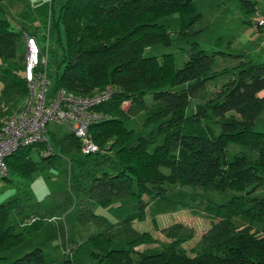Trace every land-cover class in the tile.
<instances>
[{
    "label": "trees",
    "instance_id": "obj_1",
    "mask_svg": "<svg viewBox=\"0 0 264 264\" xmlns=\"http://www.w3.org/2000/svg\"><path fill=\"white\" fill-rule=\"evenodd\" d=\"M193 0H65L55 27L63 25L59 87L76 96L91 95L107 85L115 89L112 97L95 108L109 117L89 126L98 150L70 159L67 190L60 202L48 210L38 205L28 215L21 230L9 222V214H22L28 204L18 196L0 203V264H47L43 248L37 246L9 261L6 253L18 245L47 219L59 221L58 230L64 249L62 264H264V134L254 122L264 109V60L253 63L242 54L234 77L206 95L205 83L225 72L212 71L214 53L196 48L176 68L172 54L161 58L145 56V47L169 43L164 25L157 20L178 13L181 31L200 18ZM247 13L256 10V0H239ZM37 27L32 28L35 36ZM24 32L10 21L0 19V59L16 57V46ZM24 65L15 60L0 73L1 123L23 106L28 95ZM186 86L174 90L176 85ZM149 95L148 104L145 96ZM191 98H199L194 111L185 114ZM128 103V109L123 108ZM145 109V125H153L144 135L124 120ZM63 149L80 151L72 132L58 139ZM50 148L43 142L19 146L5 158L7 170L30 176L36 167L31 149ZM237 148L235 152L230 151ZM251 152H249V150ZM56 153L47 154V159ZM30 174V175H29ZM3 178L7 177L2 176ZM200 188V191L193 190ZM155 199L151 214L188 207L193 214L203 210L210 226L190 248L178 247L183 225L176 223L164 230L171 240L161 247L132 252L114 249L112 226H106L83 241L76 242L65 233L61 220L72 205L80 207L78 220L106 222L93 211V202L109 206L114 200L131 197L140 206L142 195ZM239 220L237 222L236 220ZM130 218L128 219V221ZM23 222V221H22ZM150 239L149 233L135 235L132 242Z\"/></svg>",
    "mask_w": 264,
    "mask_h": 264
},
{
    "label": "rangeland",
    "instance_id": "obj_2",
    "mask_svg": "<svg viewBox=\"0 0 264 264\" xmlns=\"http://www.w3.org/2000/svg\"><path fill=\"white\" fill-rule=\"evenodd\" d=\"M64 1L0 0V19L10 21L16 30H22L24 34L37 27L36 36L47 62L46 88L49 93L53 91L56 75L62 69L59 64L62 59V47H65V35L62 23L55 27L53 21L58 18ZM192 6L200 13V18L188 30L181 31L180 15L176 12L165 14L157 20L167 29L169 43L161 42L147 46L144 55L161 58L164 54H172L175 67L180 68L188 59L194 42L197 43L196 48L209 54L214 53L212 71H226L205 83L204 89L207 95L234 77L239 60L237 54L244 55L246 60H251L253 63L264 60V23L259 24L260 20H264V0H256V10L251 13L245 12L239 0H193ZM24 34L16 46V57L8 60L0 59V73L14 60L24 65L26 52ZM185 86L180 84L173 89L178 90ZM2 87L3 82L0 81V92ZM145 99L149 104L151 97L146 95ZM199 102V98H191L185 114H192L195 104ZM128 107L127 102L123 104L125 110ZM145 117L146 111L142 109L124 120L125 125L133 129V137L144 135L152 128L153 125H145ZM254 128L264 134V109L256 117ZM69 132L70 128L67 124L49 122L47 138L51 147L34 146L31 149L30 156L37 163L31 175L26 176L10 170L6 178L0 174V203L18 196L22 203L28 204L22 214L14 211L9 214V222L17 224L16 231L21 230L23 225L30 221L28 214L36 208V205L41 210H48L60 202V194L67 190L70 159L75 157L80 160L84 155L77 149H63L58 139ZM230 148L233 152L237 150L232 146ZM51 152L56 153V156L47 159V154ZM193 190L200 191V188L196 187ZM141 198L144 203L141 218L137 216L141 211L137 200L127 196L114 200L109 206H101L93 202L94 213L106 222L91 220L85 224L79 222L80 207L74 204L61 216L65 233L79 242L104 231L108 224L112 226L114 234L111 247L132 248V252L137 253L146 248L161 247L168 243L171 238L164 234V230L173 224L181 223L183 229L175 237L184 238L178 242V247L190 253V248L210 226V219L203 210H199L200 214H193L188 207H180L175 211L153 215L151 208L155 199L147 194H143ZM236 221L239 222L238 219ZM58 224L59 221L55 218L43 221L40 227L6 253L10 256L9 261L41 246L49 261L47 264H62L64 249ZM143 233H149L150 239L139 243L132 242L135 235ZM82 262L96 264L92 258L83 259Z\"/></svg>",
    "mask_w": 264,
    "mask_h": 264
},
{
    "label": "built area",
    "instance_id": "obj_3",
    "mask_svg": "<svg viewBox=\"0 0 264 264\" xmlns=\"http://www.w3.org/2000/svg\"><path fill=\"white\" fill-rule=\"evenodd\" d=\"M260 20L259 24H263ZM25 58L23 76L28 95L22 108L0 125V174H7L5 158L19 146L46 141L47 124H67L70 132L78 138L80 151L84 154L98 150L88 131L90 125L109 116L95 107L108 101L115 89L109 85L91 95L76 96L63 87L48 92L47 62L37 36L25 33ZM49 148V147H48Z\"/></svg>",
    "mask_w": 264,
    "mask_h": 264
},
{
    "label": "crops",
    "instance_id": "obj_4",
    "mask_svg": "<svg viewBox=\"0 0 264 264\" xmlns=\"http://www.w3.org/2000/svg\"><path fill=\"white\" fill-rule=\"evenodd\" d=\"M260 95H264V90L260 92ZM7 172H8V170H7Z\"/></svg>",
    "mask_w": 264,
    "mask_h": 264
}]
</instances>
